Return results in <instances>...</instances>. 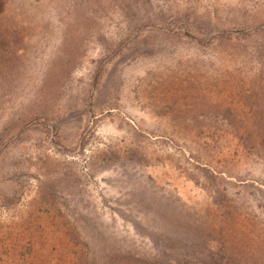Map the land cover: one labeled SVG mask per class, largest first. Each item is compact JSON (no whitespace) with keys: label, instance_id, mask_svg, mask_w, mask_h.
<instances>
[{"label":"rangeland","instance_id":"rangeland-1","mask_svg":"<svg viewBox=\"0 0 264 264\" xmlns=\"http://www.w3.org/2000/svg\"><path fill=\"white\" fill-rule=\"evenodd\" d=\"M0 264H264V0H0Z\"/></svg>","mask_w":264,"mask_h":264}]
</instances>
